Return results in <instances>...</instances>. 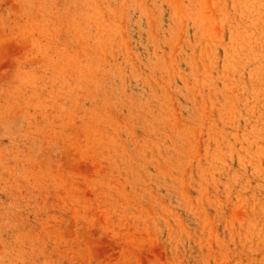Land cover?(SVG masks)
Here are the masks:
<instances>
[{"label": "rangeland", "instance_id": "rangeland-1", "mask_svg": "<svg viewBox=\"0 0 264 264\" xmlns=\"http://www.w3.org/2000/svg\"><path fill=\"white\" fill-rule=\"evenodd\" d=\"M0 264H264V0H0Z\"/></svg>", "mask_w": 264, "mask_h": 264}]
</instances>
